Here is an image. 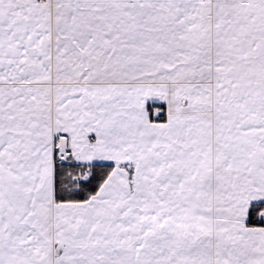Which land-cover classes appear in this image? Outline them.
<instances>
[{
    "label": "snow or ice",
    "instance_id": "obj_1",
    "mask_svg": "<svg viewBox=\"0 0 264 264\" xmlns=\"http://www.w3.org/2000/svg\"><path fill=\"white\" fill-rule=\"evenodd\" d=\"M0 264H264V0H0Z\"/></svg>",
    "mask_w": 264,
    "mask_h": 264
}]
</instances>
